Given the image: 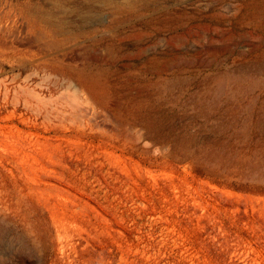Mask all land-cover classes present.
<instances>
[{
	"label": "rangeland",
	"instance_id": "rangeland-1",
	"mask_svg": "<svg viewBox=\"0 0 264 264\" xmlns=\"http://www.w3.org/2000/svg\"><path fill=\"white\" fill-rule=\"evenodd\" d=\"M252 2L0 0V264H264Z\"/></svg>",
	"mask_w": 264,
	"mask_h": 264
},
{
	"label": "bare ground",
	"instance_id": "bare-ground-1",
	"mask_svg": "<svg viewBox=\"0 0 264 264\" xmlns=\"http://www.w3.org/2000/svg\"><path fill=\"white\" fill-rule=\"evenodd\" d=\"M249 1H251L252 2V0H249ZM254 1V0H253ZM256 2V1H255ZM255 2H252V3H255ZM258 2V1H257ZM249 3V2H248ZM263 3V2H262ZM246 4H247V2H246ZM245 4V5H246ZM248 5H250V3L248 4ZM248 5H246V6H248ZM254 5V4H253ZM253 5H251V7H253ZM256 5V4H255ZM255 5H254V7H255ZM257 6H259L258 4H257ZM264 6V5H263ZM262 6V7H263ZM249 8V7H248ZM259 8V7H258ZM245 9H246V7H245ZM253 9V8H252ZM264 9V8H263ZM250 10V9H249ZM254 10V9H253ZM247 11V10H246ZM245 10H244V12H246ZM260 11V10H259ZM263 11V10H262ZM254 12V11H253ZM261 12V11H260ZM248 13V12H247ZM22 88V87H21ZM75 92V91H74ZM28 94V93H27ZM39 97V96H38Z\"/></svg>",
	"mask_w": 264,
	"mask_h": 264
}]
</instances>
